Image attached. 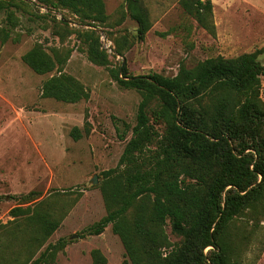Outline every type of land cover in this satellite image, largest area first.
<instances>
[{
    "label": "trees",
    "instance_id": "obj_1",
    "mask_svg": "<svg viewBox=\"0 0 264 264\" xmlns=\"http://www.w3.org/2000/svg\"><path fill=\"white\" fill-rule=\"evenodd\" d=\"M33 3L39 18L52 19L54 36L61 28L68 32V25L41 8L68 11L91 28L108 21L103 0ZM11 4L0 1L7 12V26L0 28L1 43L10 39L16 27L13 13L6 9ZM180 4L207 26L210 0H181ZM126 10L136 24L135 39L143 41L152 27L143 0H127ZM77 34L88 60L106 67L111 54L100 35L93 30ZM71 52L49 53L35 44L22 56L35 74L56 73L43 82L42 98L65 104L89 98L79 81L63 73ZM257 57L258 52L209 58L192 68L180 66L173 77L131 76L125 66L111 71L114 80L124 89L137 91L141 101L118 165L101 173L99 190L106 215L85 233L98 236L111 226L125 251L123 264H241L243 241L228 234L229 226L240 218L264 216V102L260 99L264 66ZM156 125L163 127L162 133ZM70 135L75 141L82 138L77 127ZM39 197L31 191L20 200L25 204ZM9 216L12 220L0 223V264H57L66 242L48 240L63 215H56L49 202L41 200L15 206ZM166 226L180 243L170 242ZM91 260L106 264L99 250L91 251Z\"/></svg>",
    "mask_w": 264,
    "mask_h": 264
},
{
    "label": "rangeland",
    "instance_id": "obj_2",
    "mask_svg": "<svg viewBox=\"0 0 264 264\" xmlns=\"http://www.w3.org/2000/svg\"><path fill=\"white\" fill-rule=\"evenodd\" d=\"M0 1L12 3L6 9L16 19L10 39L0 42V223L12 220L9 211L15 206L47 200L56 215H63L48 240L66 242L57 264H92L93 250L101 252L106 264H123L125 251L111 226L98 236L85 233L106 215L101 173L118 165L141 101L140 94L122 88L111 71L125 66L131 76L173 77L180 66L192 68L209 58L254 52L264 66V0H210L206 27L184 11L181 0H143L152 23L143 41L135 39L127 0H103L108 21L94 29L103 34L102 45L111 54L106 67L88 60L77 31H90L89 26L70 12L57 11L68 32L61 28L54 36L52 19L39 18L34 0ZM6 17L0 7V28L7 26ZM35 44L49 53L72 51L63 73L83 85L87 100L65 104L41 97L43 82L56 73L37 75L22 62ZM260 84L264 102V77ZM74 127L82 135L78 141L70 135ZM155 129L163 131L162 126ZM31 191L40 197L24 204L20 197ZM227 232L243 241L241 264H264V216L237 219ZM166 233L171 243H180L169 226Z\"/></svg>",
    "mask_w": 264,
    "mask_h": 264
},
{
    "label": "water",
    "instance_id": "obj_3",
    "mask_svg": "<svg viewBox=\"0 0 264 264\" xmlns=\"http://www.w3.org/2000/svg\"><path fill=\"white\" fill-rule=\"evenodd\" d=\"M41 9H42V12H46V13H48V14H51V15L57 16V17H59L60 20L62 21L61 17L59 16V14H58L57 12L52 11V10H45L44 8H41ZM88 28H89L90 30H93V31L97 32V33L101 36L102 39L104 38V37H103V34L100 33L99 31H97V30H95L94 28H91V27H88ZM104 40H105V39H104Z\"/></svg>",
    "mask_w": 264,
    "mask_h": 264
}]
</instances>
